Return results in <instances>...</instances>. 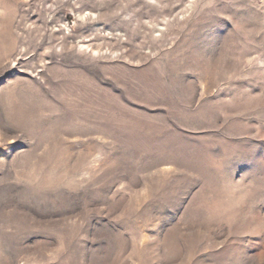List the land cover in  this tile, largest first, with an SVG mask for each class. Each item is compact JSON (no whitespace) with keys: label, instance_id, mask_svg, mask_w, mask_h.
<instances>
[{"label":"rangeland","instance_id":"374dc122","mask_svg":"<svg viewBox=\"0 0 264 264\" xmlns=\"http://www.w3.org/2000/svg\"><path fill=\"white\" fill-rule=\"evenodd\" d=\"M0 264H264V0H0Z\"/></svg>","mask_w":264,"mask_h":264}]
</instances>
